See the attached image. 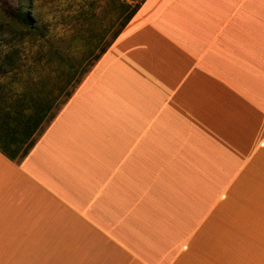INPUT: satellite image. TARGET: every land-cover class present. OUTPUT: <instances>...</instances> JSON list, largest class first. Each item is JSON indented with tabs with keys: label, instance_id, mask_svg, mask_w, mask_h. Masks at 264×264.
<instances>
[{
	"label": "crops",
	"instance_id": "0c3cea01",
	"mask_svg": "<svg viewBox=\"0 0 264 264\" xmlns=\"http://www.w3.org/2000/svg\"><path fill=\"white\" fill-rule=\"evenodd\" d=\"M104 60L150 77L146 110L75 101ZM0 264H264V0H144L22 161L0 153Z\"/></svg>",
	"mask_w": 264,
	"mask_h": 264
},
{
	"label": "rangeland",
	"instance_id": "374dc122",
	"mask_svg": "<svg viewBox=\"0 0 264 264\" xmlns=\"http://www.w3.org/2000/svg\"><path fill=\"white\" fill-rule=\"evenodd\" d=\"M117 12V0H0V54L14 52L20 57L22 67L18 73L23 79L36 77L40 88L52 86L54 95L63 88L57 98L59 103L70 89L74 69L95 54L117 27ZM27 16L35 28L30 34L24 31ZM105 61L75 101H100L98 94L90 97L86 91L91 86H108L113 90L111 99L135 106L129 112L146 110L148 86L153 88L147 85L150 77L121 65L116 67L110 60L106 62L111 65H107Z\"/></svg>",
	"mask_w": 264,
	"mask_h": 264
},
{
	"label": "trees",
	"instance_id": "16d2710c",
	"mask_svg": "<svg viewBox=\"0 0 264 264\" xmlns=\"http://www.w3.org/2000/svg\"><path fill=\"white\" fill-rule=\"evenodd\" d=\"M117 0V27L89 58L77 67L71 74L70 89L63 94L58 103L57 98L63 88L53 94L52 86L42 85L36 77L23 79L19 75L22 67L20 57L14 52L0 54V153L14 163H20L34 146L37 139L56 116L60 108L70 98L74 90L86 77L90 69L105 52L124 26L129 22L144 0ZM28 24L25 34L34 31L30 17H26ZM1 44V43H0Z\"/></svg>",
	"mask_w": 264,
	"mask_h": 264
}]
</instances>
